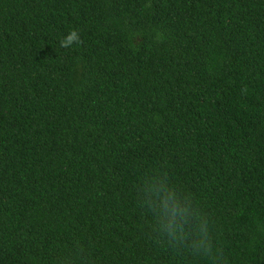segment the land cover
I'll list each match as a JSON object with an SVG mask.
<instances>
[{
	"label": "trees",
	"instance_id": "16d2710c",
	"mask_svg": "<svg viewBox=\"0 0 264 264\" xmlns=\"http://www.w3.org/2000/svg\"><path fill=\"white\" fill-rule=\"evenodd\" d=\"M0 264H264V0H0Z\"/></svg>",
	"mask_w": 264,
	"mask_h": 264
},
{
	"label": "clouds",
	"instance_id": "9594fccd",
	"mask_svg": "<svg viewBox=\"0 0 264 264\" xmlns=\"http://www.w3.org/2000/svg\"><path fill=\"white\" fill-rule=\"evenodd\" d=\"M80 39L79 33L72 30L62 39L61 44L65 48L71 47L79 44ZM149 191L152 195L146 203L154 213L158 230L173 240L182 237L184 230L180 221L184 219L187 208L183 207L175 193L163 184L152 185ZM195 246L206 247V237H202Z\"/></svg>",
	"mask_w": 264,
	"mask_h": 264
}]
</instances>
